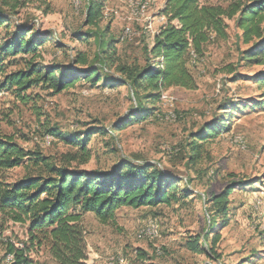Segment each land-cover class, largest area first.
Here are the masks:
<instances>
[{
    "label": "rangeland",
    "instance_id": "rangeland-1",
    "mask_svg": "<svg viewBox=\"0 0 264 264\" xmlns=\"http://www.w3.org/2000/svg\"><path fill=\"white\" fill-rule=\"evenodd\" d=\"M233 1L203 0L223 7ZM24 2L11 18L10 31L16 25H28L33 33L51 34L35 58L36 64L66 71L80 53L90 70L98 78H108V83L100 80L92 85L81 79L60 93L45 85L20 95L0 89L3 133L52 162L67 165L64 160L76 157L70 168L78 171L107 172L127 161L134 166L149 164L150 171L177 181L176 200L169 205L121 207L106 224L85 214V241L94 239L99 251L95 257L90 252L89 264H109L111 260L128 264H264V87L257 84L264 69L239 61L253 43L243 44L235 19L226 22L225 40L205 45L201 57L190 62L195 88H170L162 92L165 101L150 106L140 100L146 93L136 98L128 86L114 87L121 78L116 66L149 64L148 50L164 23L159 13L165 0H106L104 20L96 26L86 23L85 0ZM126 28L129 37L124 36ZM4 34L2 31L1 37ZM101 40H113L116 62L103 63L108 51L101 52ZM30 60L27 55L10 58L6 72L23 70ZM229 66L234 70L231 74L226 72ZM74 69L79 74L85 71ZM139 105L153 112L127 122ZM211 126L217 128L216 135L199 142L198 136ZM95 130L87 143L89 160L80 164L79 147L62 137L82 138ZM47 135L52 137L48 146L43 140ZM37 173L38 168L24 160L22 166L0 172V180L14 183ZM226 190L231 193L223 223L209 200ZM148 226L154 234L138 240V231ZM27 230L28 225L9 224L3 237L26 242ZM203 237L209 247L218 237L211 251L195 254L187 248V242L199 240L205 249ZM31 258L34 264H56L45 246Z\"/></svg>",
    "mask_w": 264,
    "mask_h": 264
},
{
    "label": "trees",
    "instance_id": "trees-1",
    "mask_svg": "<svg viewBox=\"0 0 264 264\" xmlns=\"http://www.w3.org/2000/svg\"><path fill=\"white\" fill-rule=\"evenodd\" d=\"M85 2L86 23L98 25L104 20L106 0ZM24 5V0H0V77L3 78L0 89L13 90L20 95L32 87L45 85L47 89L60 93L81 79L92 85H97L100 80L108 83V78H98L97 72L90 70L87 58L80 53L71 60L72 67L66 71L42 69L36 64L35 58L39 57L51 34L33 33V27L28 25H16L10 31L12 16ZM159 14L164 23L148 50L149 64L143 67L116 66L121 78L115 80L114 87L126 85L136 98L140 93H146L140 100L150 106L159 102L161 93L170 88L194 89L190 62L201 57L205 45L225 40L226 22L233 19L241 32L243 44L253 43L251 50L246 55L242 54L239 61L244 65L255 63L264 69V0H234L225 7L209 5L203 0H165ZM2 31L4 37H1ZM112 43L113 40L99 42L101 52L108 51L103 63L117 61ZM19 55H27L31 60L24 61L23 70L7 73L6 61ZM74 67L85 71L79 74ZM226 72L233 73V67H227ZM257 84L264 87V70L260 72ZM150 109L147 112L139 105L126 121L142 120L146 113L153 112ZM3 121L0 114V172L18 168L28 160L39 173L14 183L0 180V264H34L31 254L42 246L46 247L56 264H86L85 214H92L98 222L106 224L121 207L155 208L176 200L177 181L160 171H150L152 167L149 164L134 166L125 161L107 172L71 169L70 164L76 157L64 160L65 165L26 150L13 135L3 133ZM117 129L115 126L114 130ZM95 132L88 131L82 138L62 137L67 144L79 147L82 152L80 164L89 160L87 143ZM216 133L215 126L208 127L197 140L206 141ZM230 193L226 190L209 200L212 211L218 213L223 223L227 221ZM9 224L28 225L26 242L14 240L12 236L3 237ZM206 239L201 238L205 249L199 246V240L187 242V248L195 254L211 251L218 237L209 242L210 247ZM7 256L12 257L8 263Z\"/></svg>",
    "mask_w": 264,
    "mask_h": 264
},
{
    "label": "built area",
    "instance_id": "built-area-1",
    "mask_svg": "<svg viewBox=\"0 0 264 264\" xmlns=\"http://www.w3.org/2000/svg\"><path fill=\"white\" fill-rule=\"evenodd\" d=\"M144 5H145V4H143V5L141 6V9H144V8H143ZM130 35H131L130 29H129V28H126L125 31H124V36H125V37H129ZM166 99H167V96H166L165 94H162V93H161L160 100L163 102V101H165ZM43 140H44V144L48 146V145H50V143L52 142V137L49 136V135H47V136H45V137L43 138ZM238 141H239V143H242V140H241V139H238ZM153 234H154L153 229H152L150 226H148V227H146V228H143V229L139 230L138 233H137V235H136V238H137L138 240H142V239H144V238H146V237H150V236H152ZM11 260H12V257H11V256H7V258H6V262L8 263V262H10ZM109 264H128V263H127V262H124V261H118V262H115V261L111 260V261L109 262Z\"/></svg>",
    "mask_w": 264,
    "mask_h": 264
},
{
    "label": "crops",
    "instance_id": "crops-1",
    "mask_svg": "<svg viewBox=\"0 0 264 264\" xmlns=\"http://www.w3.org/2000/svg\"><path fill=\"white\" fill-rule=\"evenodd\" d=\"M162 26V25H161ZM96 245H98V243L94 240V239H90V241L86 238V246H87V256L90 257V252L93 253L94 257L96 256L95 253L99 252L97 251ZM91 263L90 259H88L86 264Z\"/></svg>",
    "mask_w": 264,
    "mask_h": 264
}]
</instances>
